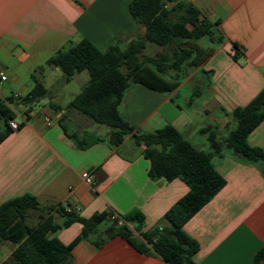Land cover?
<instances>
[{
    "label": "crops",
    "instance_id": "1",
    "mask_svg": "<svg viewBox=\"0 0 264 264\" xmlns=\"http://www.w3.org/2000/svg\"><path fill=\"white\" fill-rule=\"evenodd\" d=\"M131 1L0 0V72L7 77L0 82V96L17 100L11 106L16 122L24 121L28 108L19 99L37 83L46 89L45 97L33 105L29 120L0 143V205L31 194L40 207L63 206L78 210L83 218L104 211L127 215L139 209L145 216L144 231L168 225L164 216L187 194L188 186L180 179L151 180L150 163L143 156L142 146H136L127 136L119 147L111 148L107 143L109 133L94 135L86 129L91 120L66 108L89 82L87 71L66 82L59 67L42 66L59 50L84 40L101 50L114 43L125 48L144 33L130 13ZM186 1L201 12V18L219 23L223 43L214 46L207 41L206 47H214V53L200 67L188 69L186 78L171 93L131 85L121 115L143 132L171 125L196 148L209 151L207 135L201 131L214 128L226 135L235 125L232 111L248 105L264 90V0ZM235 43L239 47L237 59L233 57ZM73 82L81 90L67 98L66 90ZM47 119L52 121L50 126ZM73 135H87L90 146L79 148ZM97 137L101 139L98 142L94 141ZM248 143L264 149V122L251 132ZM214 165L226 185L184 226L199 244L194 261L253 264L264 245L262 169L229 152L223 158L215 157ZM85 172L93 176V185L85 183ZM56 220L63 221L58 215ZM81 232L82 224L74 223L52 237L68 245ZM3 246L0 264H12L15 246L2 254ZM70 264L165 263L159 257L140 254L126 240L116 237L101 249L80 241L72 251Z\"/></svg>",
    "mask_w": 264,
    "mask_h": 264
},
{
    "label": "trees",
    "instance_id": "2",
    "mask_svg": "<svg viewBox=\"0 0 264 264\" xmlns=\"http://www.w3.org/2000/svg\"><path fill=\"white\" fill-rule=\"evenodd\" d=\"M129 9L144 33L125 48L114 43L101 50L84 40L59 50L48 60V65L59 67L66 82L77 73L87 71L89 82L66 108L77 110L95 124L108 126L111 130L107 143L111 148L119 147L130 136L136 146L143 147V156L150 163L151 180L180 179L189 191L164 216L168 225L149 231H144L145 216L139 209L127 215L104 211L83 218L78 211H69L63 206L40 207L31 194L10 199L0 205V248L5 242L13 243L12 264H70L72 251L80 241L101 249L116 237L126 240L140 254L159 257L165 264H196L194 256L199 244L185 232L184 226L226 185L215 168L214 158H223L229 152L245 163L259 165L264 175V149L248 143L251 132L264 122V90L248 105L232 111L235 125L226 135L214 128L201 131L207 135L209 151L196 148L171 125L143 132L122 117L121 106L131 85L171 93L186 78L188 69L200 67L214 53V47H203L200 41L206 39L218 46L225 39L218 29L219 23L201 18V12L186 0H132ZM148 44L164 51L157 56L147 55L144 51ZM234 48L233 57L237 59V43ZM45 94L46 89L37 83L19 99L28 107L19 128L29 120L33 105ZM194 97L196 95L192 96L190 105ZM16 101L13 96H0V143L14 132L10 122L16 120L17 115L11 106ZM53 108L60 110V107ZM71 137L79 148L90 146L87 135ZM100 140L97 137L94 141ZM33 215L36 223L30 224ZM57 215L63 219L62 223L57 222ZM74 223L82 224V232L70 244L52 237ZM262 261L264 245L256 253L253 264Z\"/></svg>",
    "mask_w": 264,
    "mask_h": 264
},
{
    "label": "rangeland",
    "instance_id": "3",
    "mask_svg": "<svg viewBox=\"0 0 264 264\" xmlns=\"http://www.w3.org/2000/svg\"><path fill=\"white\" fill-rule=\"evenodd\" d=\"M200 44L203 46V47H206V46H208V42H207V40L206 39H203L202 41H200ZM164 51V48H161V47H157L156 45H154V44H148V46H147V50H145L144 52H145V54H147V55H151V56H157L160 52H163ZM5 60H7L6 58H5ZM12 61H15L14 59H12ZM43 65V67H45V68H49L50 66L47 64V62L46 61H43V63H42ZM188 74V73H187ZM8 75V74H7ZM7 85V83L5 82L4 83V88L5 89H7V94H11V91H10V89H8L9 87L8 86H6ZM186 89H188V88H186ZM13 90V92H16L17 90H14V89H12ZM81 90V87H80V85L77 83V82H73L70 86H69V88H67V90H66V93H67V98L69 97H71L72 95H70V94H77L79 91ZM72 98V97H71ZM85 119H87V118H85ZM88 120V119H87ZM88 121H90V120H88ZM90 127H88V128H86L87 130H89V131H91L92 133H94V135H97V136H99V137H103V136H106V134L107 133H109L110 132V128L108 127V126H104V125H99V124H95V123H93L92 121H90ZM34 217H31L30 219H29V223L30 224H35L36 223V217H35V215H33ZM14 245H13V243H11V242H5L4 243V246H3V248H2V250H1V253L2 254H4L5 252H7L8 251V249L9 248H11V247H13Z\"/></svg>",
    "mask_w": 264,
    "mask_h": 264
},
{
    "label": "built area",
    "instance_id": "4",
    "mask_svg": "<svg viewBox=\"0 0 264 264\" xmlns=\"http://www.w3.org/2000/svg\"><path fill=\"white\" fill-rule=\"evenodd\" d=\"M6 78H7L6 74L1 71L0 72V82L6 80ZM46 122H47L48 126H50L52 123L51 119H47ZM10 126L14 131H17L19 129V123L16 122L15 120L10 122ZM82 177H83L86 184H88V185L94 184V178L90 173L85 172V173H83ZM68 210L71 211L73 209H68ZM76 211H78V210H76Z\"/></svg>",
    "mask_w": 264,
    "mask_h": 264
},
{
    "label": "water",
    "instance_id": "5",
    "mask_svg": "<svg viewBox=\"0 0 264 264\" xmlns=\"http://www.w3.org/2000/svg\"><path fill=\"white\" fill-rule=\"evenodd\" d=\"M1 127H3V129H5L6 127H4V125L3 124H1Z\"/></svg>",
    "mask_w": 264,
    "mask_h": 264
}]
</instances>
